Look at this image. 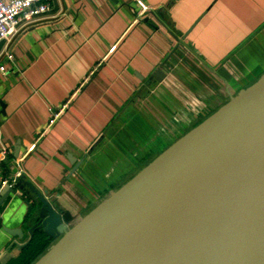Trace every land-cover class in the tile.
Returning a JSON list of instances; mask_svg holds the SVG:
<instances>
[{
	"label": "crops",
	"instance_id": "crops-1",
	"mask_svg": "<svg viewBox=\"0 0 264 264\" xmlns=\"http://www.w3.org/2000/svg\"><path fill=\"white\" fill-rule=\"evenodd\" d=\"M51 9L0 45V177L17 168L15 195L33 196L29 183L56 207L61 237L264 75V0H51ZM13 202L0 214L18 219ZM57 240L44 237L46 251ZM15 241L28 236L0 229V264L20 255Z\"/></svg>",
	"mask_w": 264,
	"mask_h": 264
},
{
	"label": "water",
	"instance_id": "water-1",
	"mask_svg": "<svg viewBox=\"0 0 264 264\" xmlns=\"http://www.w3.org/2000/svg\"><path fill=\"white\" fill-rule=\"evenodd\" d=\"M262 137L264 75L177 140L61 237L64 220L57 208L29 183L24 185L33 196L15 195L20 181L0 190V207L12 196L14 202H20L22 217L14 219L10 210H5L0 214V229L15 240L28 236L22 245L13 243L18 249L29 245L36 233L48 240L58 239L34 264H264L262 191L241 193L237 201L246 198L244 204H228L206 220L186 226L176 243L164 250L156 249V237L123 246L129 237L140 240L147 236L151 227L145 222L187 184Z\"/></svg>",
	"mask_w": 264,
	"mask_h": 264
},
{
	"label": "bare ground",
	"instance_id": "bare-ground-1",
	"mask_svg": "<svg viewBox=\"0 0 264 264\" xmlns=\"http://www.w3.org/2000/svg\"><path fill=\"white\" fill-rule=\"evenodd\" d=\"M249 184H252L250 189ZM250 190L252 194L264 193V137L187 184L168 205L145 222L151 227L147 236L140 240L129 237L123 246L156 237L159 240L156 249L164 250L176 243L186 226L206 220L228 204L235 207L244 204L246 198L237 199Z\"/></svg>",
	"mask_w": 264,
	"mask_h": 264
},
{
	"label": "built area",
	"instance_id": "built-area-1",
	"mask_svg": "<svg viewBox=\"0 0 264 264\" xmlns=\"http://www.w3.org/2000/svg\"><path fill=\"white\" fill-rule=\"evenodd\" d=\"M137 4L141 6V2L137 1ZM51 10V0H0V45L14 36L22 25L41 20L49 15ZM145 12L146 8L142 6L139 15ZM6 58L9 62L13 59L11 55H7ZM4 72L5 66L0 65V73L4 74ZM56 117L57 114L53 113V119ZM7 156V148L0 143V165ZM15 169L16 173L12 179L6 180L0 177V190L5 186L13 187L21 177V172Z\"/></svg>",
	"mask_w": 264,
	"mask_h": 264
},
{
	"label": "trees",
	"instance_id": "trees-1",
	"mask_svg": "<svg viewBox=\"0 0 264 264\" xmlns=\"http://www.w3.org/2000/svg\"><path fill=\"white\" fill-rule=\"evenodd\" d=\"M46 249L47 243L43 235L36 233L32 242L24 247L18 258L10 264H33L45 253Z\"/></svg>",
	"mask_w": 264,
	"mask_h": 264
}]
</instances>
